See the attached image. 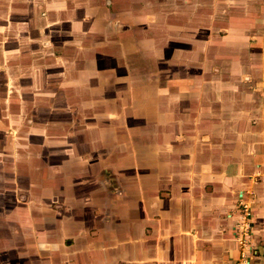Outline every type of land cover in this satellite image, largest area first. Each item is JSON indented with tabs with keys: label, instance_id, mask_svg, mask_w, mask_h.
<instances>
[{
	"label": "crops",
	"instance_id": "obj_1",
	"mask_svg": "<svg viewBox=\"0 0 264 264\" xmlns=\"http://www.w3.org/2000/svg\"><path fill=\"white\" fill-rule=\"evenodd\" d=\"M140 1L130 0L129 8L117 14L127 16L130 24L139 10L189 17L193 24L188 31L198 51L202 42H221V52L212 51L219 54L216 64L211 65L212 59L206 63L217 68L211 87L198 84L193 106L182 98L183 90L172 93L182 98L174 108L177 119L160 121L165 130L156 150L152 130L143 133L145 148L131 142L135 163L128 184L118 182L119 174L112 181L104 177L92 183L99 168L80 171L77 150L72 147L66 157L54 150L49 135L53 122L44 124L49 140L37 134L40 124L29 123L33 141L0 127V163L6 165L1 167L0 191L18 195L7 198L2 215L18 222L8 237H22L18 245L0 246V264H236L241 200L253 214L250 264H264V0ZM73 2L52 0L58 9L65 4L63 14L72 11ZM39 20L35 13L30 22ZM122 24L119 19V29ZM19 53L17 62L27 55L25 49ZM184 59L180 55V63ZM184 70L178 67V78L190 76L191 70ZM32 75L36 77L35 70ZM186 111L191 114L184 120ZM151 126L157 130L161 125ZM142 153L145 166L138 162Z\"/></svg>",
	"mask_w": 264,
	"mask_h": 264
},
{
	"label": "rangeland",
	"instance_id": "obj_2",
	"mask_svg": "<svg viewBox=\"0 0 264 264\" xmlns=\"http://www.w3.org/2000/svg\"><path fill=\"white\" fill-rule=\"evenodd\" d=\"M29 1L0 0V86L6 88L2 101L0 98V127L30 136L33 141L34 129L29 123L40 124L35 127L37 134L49 140L44 124L53 122L49 135L54 150L66 157L73 147L78 151L74 156H78L75 161L80 171L99 168L97 176L91 174L92 183L104 177L112 181L119 174L118 182L128 184L131 163H135L129 152L131 142L145 148L143 133L152 130L156 140L152 150H156L165 130L160 121L174 123V108L182 98L193 106L198 100L193 91L201 81L211 87L216 67L206 63L212 59L211 65L216 64L219 54L212 51L221 52V42H202L198 51L188 31L193 21L189 17L178 19L177 14L161 15L160 10H148V14L139 10L131 15L130 21L135 22L130 24L127 16L117 14L129 8L130 0H85V6L74 0L72 11L66 14L62 13L64 3L58 9L52 0ZM136 2L142 1L132 0ZM35 13L40 17L36 25L30 22ZM119 19L125 21L121 30ZM202 35L209 38L207 31ZM23 49L27 55L17 62ZM180 55L185 58L183 63ZM180 66L187 73L191 70L189 77L178 78ZM204 73L208 76L201 78ZM168 74H175L173 80L166 78ZM148 89H153V94ZM178 89L186 92L180 99L172 94ZM142 107L146 111L135 115L134 110ZM189 113L185 112L184 120ZM152 124L161 126L154 130ZM143 159L145 153L138 157L139 165ZM1 167L6 165L0 163V172ZM4 191H0V246L18 245L22 237L16 233L8 237L18 228L16 217L2 215L7 198L16 200L18 195Z\"/></svg>",
	"mask_w": 264,
	"mask_h": 264
},
{
	"label": "built area",
	"instance_id": "obj_3",
	"mask_svg": "<svg viewBox=\"0 0 264 264\" xmlns=\"http://www.w3.org/2000/svg\"><path fill=\"white\" fill-rule=\"evenodd\" d=\"M239 222L235 226V237L240 249V257L237 264H250L253 254L252 234V209L248 202L241 200L239 204Z\"/></svg>",
	"mask_w": 264,
	"mask_h": 264
}]
</instances>
